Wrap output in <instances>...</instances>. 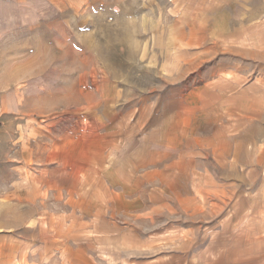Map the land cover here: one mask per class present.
<instances>
[{
	"label": "crops",
	"instance_id": "crops-1",
	"mask_svg": "<svg viewBox=\"0 0 264 264\" xmlns=\"http://www.w3.org/2000/svg\"><path fill=\"white\" fill-rule=\"evenodd\" d=\"M97 3L101 15H125V0H0V95L6 96L0 110L23 93L20 87L43 93L47 79L85 86L83 74L51 71L46 49L71 39L79 16L99 14ZM158 3L165 6L167 45L177 48L166 62L183 64L166 75L172 87L165 119L157 121L150 109L119 115L109 118L107 134H94L95 104L85 86V106L70 109L77 117L70 133L47 151L36 136L34 146L13 155L24 164L43 151L53 163L26 178L21 199L11 203L28 214L22 235L8 231L0 264H226L227 250L213 237L231 233L237 218H264V183L254 190L238 182L264 160V146L255 150L256 142L264 144V0ZM192 77L197 85H190ZM103 85L110 116L118 94ZM23 120V126L38 121ZM24 137L16 142L30 143ZM97 146L103 177L95 185ZM110 174L118 176L112 183Z\"/></svg>",
	"mask_w": 264,
	"mask_h": 264
},
{
	"label": "rangeland",
	"instance_id": "rangeland-1",
	"mask_svg": "<svg viewBox=\"0 0 264 264\" xmlns=\"http://www.w3.org/2000/svg\"><path fill=\"white\" fill-rule=\"evenodd\" d=\"M112 1L117 0H110ZM158 1L125 0L124 16L112 13L101 15L100 11L103 9L97 3L93 9L99 10V14L95 12L79 16L78 30L73 32L72 38L63 40L50 50L46 49L45 65L51 66V71H60L63 76H69L73 72L83 74L82 81L87 88L73 86L76 79H47L43 93L32 95L25 93L24 87H20L23 93L11 95V101L4 100L8 107L0 110V248L9 242L8 235L11 234L8 231L22 235L23 219L28 214V208L12 206L11 203L21 199L20 188L23 182L26 178H35L33 173L36 169L52 167L53 163L52 157L47 158L43 151L35 159H30L31 163L24 164L13 155L19 150L22 152V147L34 146V140H38L35 139L36 136L42 137L39 145L42 150L47 151L53 147L57 138L70 133L77 121L76 111L70 109L75 105L85 106L86 89L88 92L92 91L95 104V109L90 112L94 134H107L110 119L112 121L119 115L133 116L136 112L148 115L150 109L157 121L165 119V106L172 87V80L167 79L166 75L176 74L183 64L166 62L171 50L177 48L167 45L165 6L159 5ZM90 19L93 21H89ZM155 23L159 24L157 29ZM91 73L94 75L93 80L86 78ZM103 83L112 84L111 95L118 94L116 98L114 96L115 103L110 116L100 98L101 93L105 94L106 87ZM197 84L196 77L195 80L190 78L191 86ZM32 85L29 82L26 88ZM3 97L6 96L0 95V101ZM43 107L45 113L39 109ZM55 107L58 108L49 110ZM82 113L85 114L84 111ZM33 118L38 120L36 125L23 126V119ZM254 133L255 138H258L257 127L254 128ZM22 136L30 138V143H17L16 140H21ZM263 146V143L256 142L255 150L260 151ZM94 150V165L99 167L98 173L94 174L93 183L96 185L101 183L103 176L99 171L102 172L103 169L98 146ZM261 161L254 174L240 175L238 182L253 183L254 190L257 186L260 188L264 183V160ZM25 166L34 168L30 170V175L22 172V167ZM37 176L39 177L38 174ZM107 176L108 174H104V177ZM109 177L112 183L118 176L110 174ZM47 197L52 198L53 194L48 193ZM237 220L231 233H225L220 239L213 237L217 241L216 246L227 250L226 264H264V218ZM213 238L210 237L208 246L213 244Z\"/></svg>",
	"mask_w": 264,
	"mask_h": 264
}]
</instances>
